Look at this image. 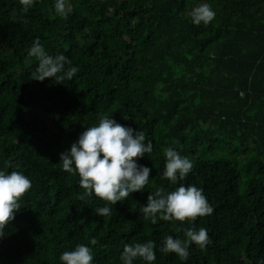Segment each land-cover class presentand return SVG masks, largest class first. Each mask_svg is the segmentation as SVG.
Here are the masks:
<instances>
[{"label":"trees","instance_id":"trees-1","mask_svg":"<svg viewBox=\"0 0 264 264\" xmlns=\"http://www.w3.org/2000/svg\"><path fill=\"white\" fill-rule=\"evenodd\" d=\"M55 2L35 0L25 13L19 0H0V171L32 181L0 237V264H62L81 244L92 264H123L125 244L148 240L153 264H264V0H65L67 19ZM204 3L215 19L197 26L190 13ZM37 38L79 69L72 80L32 79ZM100 114L153 144L137 161L151 169L148 184L115 205L79 200V176L60 161ZM168 147L193 163L175 185L163 177ZM180 183L202 189L213 214L143 219L151 192ZM105 206L112 214L97 215ZM190 227L207 229L206 250L191 245L186 261L160 252Z\"/></svg>","mask_w":264,"mask_h":264},{"label":"clouds","instance_id":"clouds-1","mask_svg":"<svg viewBox=\"0 0 264 264\" xmlns=\"http://www.w3.org/2000/svg\"><path fill=\"white\" fill-rule=\"evenodd\" d=\"M25 13L33 7L35 0H19ZM56 15L67 19L72 9L65 0H56ZM193 23L207 26L214 19L216 13L207 3L195 7L190 13ZM35 58L39 65L32 73V79L43 82L46 78H54V82L61 84L65 79L72 80L79 69L68 67L71 61L63 54L55 57L48 55L37 38L28 58ZM63 75H58L59 73ZM117 123L107 114L99 115L97 126L88 127L73 143L70 151L60 154L62 170L79 176V186L83 189L78 199L85 201L93 194L108 205L125 201L133 192H143L149 182L151 169L141 166L137 161L153 152V144L146 141L143 131H136ZM166 157L163 177L175 185L184 181L193 169V163L172 147L164 150ZM32 188V181L19 171L6 174L0 171V237L4 229L15 219L21 208L20 201ZM99 216H110L111 209L107 206L94 209ZM143 219L156 224L158 220L193 224L198 218L213 214V207L209 204L203 190L195 185L180 186L167 192L162 187L157 188L147 197V206L142 208ZM184 239L169 235L163 241L160 252L174 253L181 261L189 258V247L193 244L200 250H206L211 243L206 228H185ZM97 244L96 239L90 241ZM137 258L146 264H153L156 260V245L148 240L134 245L125 244L120 257L123 264H133ZM62 264H92L93 251L83 244L77 245L72 251H64L59 257Z\"/></svg>","mask_w":264,"mask_h":264}]
</instances>
